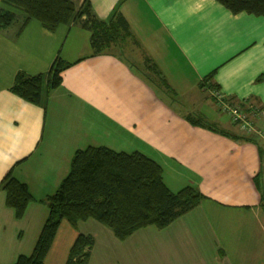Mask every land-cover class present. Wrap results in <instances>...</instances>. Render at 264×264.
<instances>
[{"label": "crops", "instance_id": "1", "mask_svg": "<svg viewBox=\"0 0 264 264\" xmlns=\"http://www.w3.org/2000/svg\"><path fill=\"white\" fill-rule=\"evenodd\" d=\"M91 4L101 19L122 13L131 37L97 55L91 31L77 23L50 31L32 19L23 28L24 13L0 0L17 13L0 28V264L33 253L48 196L75 152L90 146L142 152L161 165L171 190L191 186L205 198L167 227L125 240L92 218L77 227L64 221L47 264H65L79 233L96 241L89 264H264V115L245 130L213 100L218 88L235 105L264 108V16L235 15L216 0ZM58 55L71 66L41 104L12 91L20 72L45 75L47 84ZM196 100L200 114L190 112ZM10 171L33 196L22 218L2 188Z\"/></svg>", "mask_w": 264, "mask_h": 264}, {"label": "trees", "instance_id": "2", "mask_svg": "<svg viewBox=\"0 0 264 264\" xmlns=\"http://www.w3.org/2000/svg\"><path fill=\"white\" fill-rule=\"evenodd\" d=\"M1 1L24 13L23 28L32 19L40 21L50 31H55L61 24L77 23L91 31V45L97 55L118 44L120 37H131L130 23L122 13L101 19L91 0H84L79 8L74 0ZM216 1L235 15L264 16V0ZM16 19L17 13L0 8V28L9 26ZM70 66L71 63L58 55L47 74V84L45 75L30 76L20 72L15 77L12 91L28 102L41 104L45 88L48 91L58 88L62 84V72ZM226 100L240 110L257 105L248 100L236 105L232 99ZM193 118L189 119L193 125L214 128L202 117ZM2 188L7 195V205L22 218L33 200L28 185L10 171L2 181ZM204 198L191 186L177 192L171 190L164 181L161 165L142 152H119L106 146L80 149L75 152L70 171L58 190L47 198L50 214L33 253L19 256L14 264H47L46 258L64 221L77 227L79 221L92 218L110 228L120 240H125L149 226L167 227L196 208ZM95 242L92 235L79 233L65 264H89Z\"/></svg>", "mask_w": 264, "mask_h": 264}, {"label": "built area", "instance_id": "3", "mask_svg": "<svg viewBox=\"0 0 264 264\" xmlns=\"http://www.w3.org/2000/svg\"><path fill=\"white\" fill-rule=\"evenodd\" d=\"M213 97L217 104L226 111H229L235 123L240 125L245 130H253L256 126V118L264 115V108L256 105L248 106L249 110H240L239 108L228 104L220 90L215 89Z\"/></svg>", "mask_w": 264, "mask_h": 264}, {"label": "rangeland", "instance_id": "4", "mask_svg": "<svg viewBox=\"0 0 264 264\" xmlns=\"http://www.w3.org/2000/svg\"><path fill=\"white\" fill-rule=\"evenodd\" d=\"M127 39H129V38H125V37H120V39H119V41L120 42H124L125 40H127ZM118 41V42H119ZM137 52L139 53V55L141 54V52L139 51V50H137ZM165 60H166V58H165ZM160 64L166 69V71L172 76V77H174V73L172 74L170 71H169V69H168V67H166L164 64H163V58L161 59V61H160ZM165 64H166V61H165ZM199 91V95H201V94H204V96H206L208 93H207V91L208 90H204V89H199L198 90ZM173 95V94H172ZM172 95H171V97H172ZM202 96V95H201ZM181 99V97L179 96V97H177V100H180ZM213 100H214V102H215V99L213 98ZM197 101V100H196ZM228 104L230 103V102H228V101H226ZM187 106H188V104H187ZM194 106H196V107H192V110L190 111V112H193L194 114H200V112L198 111V108L199 107H202V105L197 101L196 102V104L194 105ZM219 106V105H218ZM220 107V106H219ZM221 108V107H220ZM221 109H223V108H221ZM224 110V109H223ZM224 111H226V110H224ZM226 113V112H225ZM226 114H228V113H226ZM199 116V115H198Z\"/></svg>", "mask_w": 264, "mask_h": 264}]
</instances>
